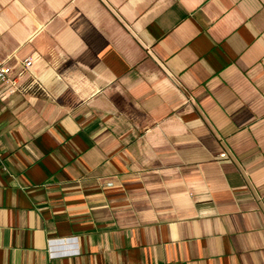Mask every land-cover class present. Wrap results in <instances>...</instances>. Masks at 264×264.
<instances>
[{
    "label": "crops",
    "instance_id": "0c3cea01",
    "mask_svg": "<svg viewBox=\"0 0 264 264\" xmlns=\"http://www.w3.org/2000/svg\"><path fill=\"white\" fill-rule=\"evenodd\" d=\"M29 57L0 264H264V0H0Z\"/></svg>",
    "mask_w": 264,
    "mask_h": 264
},
{
    "label": "built area",
    "instance_id": "2783aa9c",
    "mask_svg": "<svg viewBox=\"0 0 264 264\" xmlns=\"http://www.w3.org/2000/svg\"><path fill=\"white\" fill-rule=\"evenodd\" d=\"M10 58V57H9ZM9 59H0V83L6 85L9 89V93L14 95L20 90L19 83L21 78L28 72L33 77L36 76L33 71L34 62L31 57L23 60H18L15 65L8 64ZM16 73V74H15ZM0 136H1V124H0ZM228 156L227 153H222V157ZM1 166V162H0ZM3 168L7 169L3 166Z\"/></svg>",
    "mask_w": 264,
    "mask_h": 264
}]
</instances>
